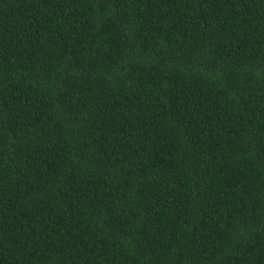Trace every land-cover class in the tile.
I'll return each instance as SVG.
<instances>
[{
	"label": "trees",
	"instance_id": "16d2710c",
	"mask_svg": "<svg viewBox=\"0 0 264 264\" xmlns=\"http://www.w3.org/2000/svg\"><path fill=\"white\" fill-rule=\"evenodd\" d=\"M0 264H264V0H0Z\"/></svg>",
	"mask_w": 264,
	"mask_h": 264
}]
</instances>
